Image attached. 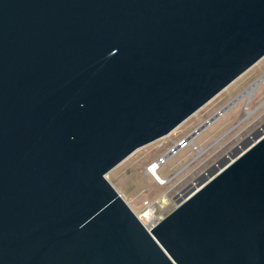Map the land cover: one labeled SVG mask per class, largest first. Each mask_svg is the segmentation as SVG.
<instances>
[{
	"label": "water",
	"instance_id": "obj_1",
	"mask_svg": "<svg viewBox=\"0 0 264 264\" xmlns=\"http://www.w3.org/2000/svg\"><path fill=\"white\" fill-rule=\"evenodd\" d=\"M263 57L264 0H0V264H264V129L151 227L107 177Z\"/></svg>",
	"mask_w": 264,
	"mask_h": 264
},
{
	"label": "rangeland",
	"instance_id": "obj_2",
	"mask_svg": "<svg viewBox=\"0 0 264 264\" xmlns=\"http://www.w3.org/2000/svg\"><path fill=\"white\" fill-rule=\"evenodd\" d=\"M263 74L264 57L170 134L137 149L108 173V179L146 226L151 227L172 212L178 200L192 187H197L203 174H208L224 157H231L234 148L241 147L248 137L253 138L258 129H264V83L248 107L246 100H242L217 116L218 111ZM246 107L251 113L246 114ZM211 117H215L211 125L194 138L197 146L206 151L197 156L198 150L193 145L181 149L159 169V173L172 178L171 181L159 183L148 172V167L165 158L174 146ZM149 208L154 209L151 219L143 216Z\"/></svg>",
	"mask_w": 264,
	"mask_h": 264
},
{
	"label": "bare ground",
	"instance_id": "obj_3",
	"mask_svg": "<svg viewBox=\"0 0 264 264\" xmlns=\"http://www.w3.org/2000/svg\"><path fill=\"white\" fill-rule=\"evenodd\" d=\"M264 83V74L261 75L260 77H258L254 82H252L247 88H245L243 91H241L237 96H235V98H233V100H231V102L229 104H227V106H225L224 108H222L220 111H218V115H221V114H224V112L226 110H228L229 108H231L232 106H234L235 104L239 103L240 101L242 100H246V104H247V107L250 105L254 95L256 94L257 90L260 88V86ZM264 104V102L262 103ZM246 107L247 109V112L246 114H249L251 113L250 110H248V108ZM215 116V117H217ZM215 117H211L209 119L208 122H205L204 126H208L211 122H213L214 118ZM245 119V118H243ZM241 121V120H240ZM233 128V127H232ZM201 129H199L198 131H200ZM229 132V131H228ZM198 133L197 132H194L192 134H190L187 138V140L190 141L191 145H195V140L194 138L196 137ZM198 150V153H197V156L203 154L206 150H203V149H197ZM195 159V158H194ZM159 168H160V164H159V161L157 162H154L152 164V168L149 170L148 169V172H150L152 175H154V177L156 178V180L161 183V184H167L169 181H171L172 178H166L164 176H162L160 173H159ZM179 173V172H178ZM153 208H149L147 209L144 213H143V216L146 217V218H152V214H153ZM142 220V219H141Z\"/></svg>",
	"mask_w": 264,
	"mask_h": 264
},
{
	"label": "built area",
	"instance_id": "obj_4",
	"mask_svg": "<svg viewBox=\"0 0 264 264\" xmlns=\"http://www.w3.org/2000/svg\"><path fill=\"white\" fill-rule=\"evenodd\" d=\"M208 121H209V119H208L207 121H205V122H208ZM205 122L203 123V126L200 128V129H201L200 131H198V130L195 131V130H194V132H197L198 134H200V132H201L205 127H207V126H204ZM210 125H211V124H210ZM196 129H197V128H196ZM192 133H193V132H192ZM192 133H191V134H192ZM198 134H197V135H198ZM197 135H196V136H197ZM187 138H188V136H187L185 139L181 140L176 146H174L173 149H171V150L166 154L165 158H161L160 160H158V161H159V164H160V167H161L164 163H166L170 157L176 155L181 149L186 148L187 146L191 145L190 141L187 140ZM194 148H195V149H200V148L197 146L196 143H195V145H194ZM158 161H157V162H158ZM151 168H152V164L148 167V169L150 170ZM159 169H160V168H159ZM152 226H153V225H152Z\"/></svg>",
	"mask_w": 264,
	"mask_h": 264
}]
</instances>
